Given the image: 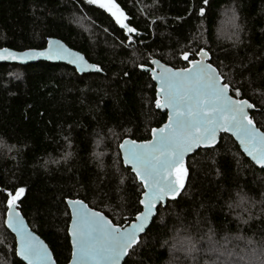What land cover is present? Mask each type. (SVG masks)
Here are the masks:
<instances>
[{
    "label": "trees",
    "instance_id": "trees-1",
    "mask_svg": "<svg viewBox=\"0 0 264 264\" xmlns=\"http://www.w3.org/2000/svg\"><path fill=\"white\" fill-rule=\"evenodd\" d=\"M118 2L138 26L130 45L106 12L83 0H0V48L40 49L57 38L104 69L79 75L63 64H0V190L25 188L19 211L56 264H67L71 254L66 199H84L121 226L136 215L140 189L118 145L125 138L149 139L166 121L139 64L154 55L170 67H187L182 50L210 48L212 59L227 65L223 71L242 81L245 98L264 104V0ZM232 8L242 28L235 46ZM251 114L264 131V118ZM185 165L182 195L155 216L123 264H233L241 249L246 260L260 264L248 249L255 247L258 256L264 245V169L228 135ZM6 211L0 191V264H23L10 251L15 240L4 226ZM184 238L199 250L171 248ZM248 238L257 243L246 248Z\"/></svg>",
    "mask_w": 264,
    "mask_h": 264
},
{
    "label": "snow or ice",
    "instance_id": "snow-or-ice-1",
    "mask_svg": "<svg viewBox=\"0 0 264 264\" xmlns=\"http://www.w3.org/2000/svg\"><path fill=\"white\" fill-rule=\"evenodd\" d=\"M83 2L106 12L129 45L133 42V35H139L138 26L133 25L118 0ZM208 4L209 0H202V5ZM198 11L201 17L205 16L204 6ZM227 11L233 35L236 36L233 41L235 46L239 43L242 28L237 23L235 9ZM121 43L124 44L125 41ZM47 45L43 49L29 48L21 52L0 48V60L26 61L44 57L48 60H65L73 64L77 72L104 71L100 63L90 62L84 54L67 47L60 40L49 38ZM179 56L187 67H169L154 55L138 65L151 73V79L156 82L155 107L166 108L168 119L163 126L151 129V139H123L118 145L123 164L130 166L131 173L134 174V186L140 189L135 220L124 228L114 223L103 210L90 207L84 199H67L69 211L65 214L70 217V222L66 231L71 243L68 264H120L122 257L129 255V250L134 251V245L138 246V233L144 232L149 221L161 209L169 206V202H177L182 195L189 174L185 155L201 147L213 148L217 145L218 134L221 132L235 137L242 153L264 169V131L258 127L257 117L251 114L256 112L264 118V104L257 106L249 98H245L242 81L235 80L234 75L223 71L227 65L223 61H214L210 48L182 50ZM120 183H124L123 177ZM0 191L4 194L7 209L4 224L15 233V244L10 251L23 264H56L48 245L28 229L20 214L21 197L25 194V188ZM248 219H251L250 215ZM243 222L247 223L248 220ZM236 239L245 238L237 236ZM225 243L228 241L225 240ZM256 243L248 238L245 247ZM171 248L183 249L187 253L199 250L191 238L175 239ZM248 251L260 264H264V245L260 247L258 256L255 247ZM244 252L245 249H241L236 254L237 259L233 264H253L251 259L246 260L242 254ZM233 255V252H228V256Z\"/></svg>",
    "mask_w": 264,
    "mask_h": 264
},
{
    "label": "water",
    "instance_id": "water-1",
    "mask_svg": "<svg viewBox=\"0 0 264 264\" xmlns=\"http://www.w3.org/2000/svg\"><path fill=\"white\" fill-rule=\"evenodd\" d=\"M49 39V38H48ZM48 39H47V41H48ZM51 39H55V40H59V39H57V38H51ZM47 41H46V44H45V46L43 47V48H46L48 45H47ZM61 41V40H60ZM63 44H65L63 41H61ZM66 45V44H65ZM67 46V45H66ZM68 47V46H67ZM43 48H40V49H43ZM70 48V47H69ZM11 50H13V49H11ZM26 50V49H25ZM39 50V49H38ZM74 50V49H73ZM13 51H16V52H21V51H24V50H21V51H18V50H13ZM74 51H76V50H74ZM197 59H198V57H196ZM37 62H47V63H51V64H63V65H66V66H68V67H70V68H73L74 70H75V66L73 65V64H70V63H68L67 61H65V60H48V59H46V58H44V57H37V58H35V59H31V60H26V61H20V60H15V61H13V60H0V64H2V63H4V64H17V65H22V66H24V65H29V64H35V63H37ZM162 63V62H161ZM169 66V65H168ZM170 67V66H169ZM141 69V68H140ZM141 70H143V71H145V72H148V71H146L145 69H141ZM76 71V70H75ZM76 73H78L79 75H81V74H89V73H95V72H93V71H85V72H77L76 71ZM148 74L150 75V77H151V73H149L148 72ZM152 80V79H151ZM152 82L154 83V85L156 86V82L154 81V80H152ZM155 104V103H154ZM155 109L156 110H158V111H160V112H162V113H166V121L161 125V126H163L166 122H167V119H168V110L165 108V109H157L156 107H155ZM161 126H159V127H161ZM159 127H157V128H159ZM221 135H228V136H230L234 141H235V143L237 144V146H238V148H239V150L241 151V153H242V150L240 149V147H239V143H238V141H236L235 140V137H233L230 133H223V132H221V133H219L218 134V142L220 141V137H221ZM125 139H130V138H125ZM149 139H151V133H150V138ZM218 144V143H217ZM215 147V146H214ZM119 149V148H118ZM199 149H205V148H198V149H194L192 152H190V153H187L186 155H185V163H186V160H187V158L189 157V156H191V155H193L196 151H198ZM243 154V153H242ZM244 155V154H243ZM256 168H258V169H262L260 166H258V165H255L254 164V162L249 158V157H247L246 155H244ZM120 157H121V161H122V154H120ZM122 164H123V161H122ZM123 166L124 167H126V168H129L130 169V166H125L124 164H123ZM130 171H131V169H130ZM134 175V174H133ZM65 203H66V205H67V199H66V201H65ZM68 211H69V209H68ZM7 212V211H6ZM20 214H21V212H20ZM21 216L23 217V219H24V223H25V225L28 227V229L30 230V231H32L31 230V228L29 227V225H28V223H27V221H26V219L24 218V216L21 214ZM5 218H6V214H5ZM135 220V217L133 218V220L131 221V222H129L128 224H126V225H123L122 227H124V228H127L133 221ZM153 220V219H152ZM152 220H150L149 221V224L148 225H146L145 226V231L144 232H142V233H138V236H139V239H140V237L146 232V230L149 228V226H150V224L152 223ZM69 222H70V220H69ZM4 226L6 227V225L4 224ZM6 229L13 235V237L15 236V233H13L10 229H8L7 227H6ZM32 232H34V231H32ZM35 233V232H34ZM36 234V233H35ZM37 235V234H36ZM38 236V235H37ZM44 243H45V241L40 237V236H38ZM69 238V237H68ZM139 241V240H138ZM46 244V243H45ZM69 244H70V248H71V243H70V238H69ZM135 246V245H134ZM133 246V247H134ZM49 250H50V248H49ZM51 251V250H50ZM130 251V250H129ZM126 257L127 256H125V257H122V259H121V262H120V264H123V262L125 261V259H126ZM19 260H20V258L19 257H17ZM70 258H71V254H70ZM53 259H54V257H53ZM70 260V259H69ZM22 262V261H21ZM68 264V263H67Z\"/></svg>",
    "mask_w": 264,
    "mask_h": 264
},
{
    "label": "rangeland",
    "instance_id": "rangeland-1",
    "mask_svg": "<svg viewBox=\"0 0 264 264\" xmlns=\"http://www.w3.org/2000/svg\"><path fill=\"white\" fill-rule=\"evenodd\" d=\"M226 260H227V259H226ZM226 260H225V261H226ZM220 261L224 264V262H223L222 260H220ZM226 262H227L226 264H228V261H226Z\"/></svg>",
    "mask_w": 264,
    "mask_h": 264
}]
</instances>
